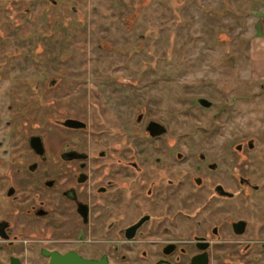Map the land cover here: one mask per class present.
Segmentation results:
<instances>
[{
  "label": "flooded vegetation",
  "instance_id": "1",
  "mask_svg": "<svg viewBox=\"0 0 264 264\" xmlns=\"http://www.w3.org/2000/svg\"><path fill=\"white\" fill-rule=\"evenodd\" d=\"M75 1L0 0V264H264L255 141L196 150L154 91L77 71Z\"/></svg>",
  "mask_w": 264,
  "mask_h": 264
},
{
  "label": "rangeland",
  "instance_id": "2",
  "mask_svg": "<svg viewBox=\"0 0 264 264\" xmlns=\"http://www.w3.org/2000/svg\"><path fill=\"white\" fill-rule=\"evenodd\" d=\"M75 4L77 19L85 15L83 27L77 22V71L83 75L94 71L99 79L122 78L121 90L129 95L154 91L147 95L156 97V114L168 115L170 106L179 111L177 129L192 127L193 137L200 141L196 150L229 154L234 142L253 139L256 149L249 154L250 169L264 171V2L77 0ZM91 82L93 77L87 83ZM116 84L111 83L112 89ZM200 97L210 100L212 108L200 107L196 103ZM107 99L113 98L86 100L106 103ZM71 100L70 104L67 99L69 111L74 108ZM251 205L242 197L243 215L250 216Z\"/></svg>",
  "mask_w": 264,
  "mask_h": 264
},
{
  "label": "water",
  "instance_id": "3",
  "mask_svg": "<svg viewBox=\"0 0 264 264\" xmlns=\"http://www.w3.org/2000/svg\"><path fill=\"white\" fill-rule=\"evenodd\" d=\"M199 103L204 107H210L212 103L205 98L199 99Z\"/></svg>",
  "mask_w": 264,
  "mask_h": 264
},
{
  "label": "crops",
  "instance_id": "4",
  "mask_svg": "<svg viewBox=\"0 0 264 264\" xmlns=\"http://www.w3.org/2000/svg\"><path fill=\"white\" fill-rule=\"evenodd\" d=\"M256 2L258 1V2H264V0H255Z\"/></svg>",
  "mask_w": 264,
  "mask_h": 264
}]
</instances>
